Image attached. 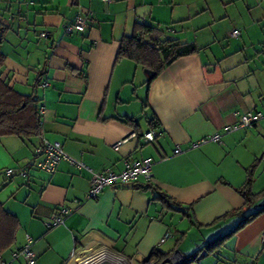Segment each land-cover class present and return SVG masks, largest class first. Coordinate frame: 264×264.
Masks as SVG:
<instances>
[{
    "label": "crops",
    "instance_id": "obj_1",
    "mask_svg": "<svg viewBox=\"0 0 264 264\" xmlns=\"http://www.w3.org/2000/svg\"><path fill=\"white\" fill-rule=\"evenodd\" d=\"M78 16L86 20L84 30L66 34ZM215 20L209 0H0L3 79L38 97L44 109L40 136L0 138V201L20 221L17 244L0 264H27L19 255L27 237L36 264H90L93 258L145 264L157 262L156 254H180L183 261L201 249L192 264H264V213L219 251L204 250L264 207L262 200L244 215L224 217L244 208L239 189L249 170L253 192L264 190V117L251 128L225 132L238 114L264 115V50L255 49L257 38L240 39V31L238 38L229 31L233 42L218 45L208 31ZM142 23L196 45L198 52L148 83L141 65L117 60L122 41ZM254 24L236 27L249 35ZM42 32L52 36L42 39ZM151 131L160 135L147 143L144 135ZM214 135L220 142L195 146ZM44 140L61 143L85 168L63 160L52 175L39 170L34 151ZM177 148L181 154L174 153ZM144 160L153 164L151 184L179 209L140 188L148 184L144 179L88 199L91 171L119 174ZM24 167L28 177L6 175ZM54 216L64 222L48 228ZM98 243L106 247L102 252L77 261L83 247Z\"/></svg>",
    "mask_w": 264,
    "mask_h": 264
},
{
    "label": "trees",
    "instance_id": "obj_2",
    "mask_svg": "<svg viewBox=\"0 0 264 264\" xmlns=\"http://www.w3.org/2000/svg\"><path fill=\"white\" fill-rule=\"evenodd\" d=\"M198 52V47L194 44H184L179 40L167 38L163 30L148 24H137L133 36L125 38L120 46L117 60L128 59L141 65L148 74V83L155 80L166 67L173 64L178 59ZM6 56L0 51V138L16 136L23 140H31L41 135L42 115L40 114L41 100L35 95H23L9 85L3 79L2 68L4 67ZM255 168V167H254ZM254 169L249 170L248 178L244 186L239 189V193L244 199V208L240 212H233L224 217L237 214H246L258 202L264 200V190L254 193L252 185L254 181ZM138 183H135L137 186ZM143 190H150L155 194V199L162 201L170 208L179 209L181 206L172 198L155 188L151 182L147 186L140 187ZM264 213V207L256 213L243 216L239 225L233 232L226 234L210 242L204 250L209 253L219 251L225 242L234 232L243 228L253 218ZM20 230V221L16 215L5 208L0 201V260L4 255L14 249L17 244V236ZM22 250V249H21ZM19 251V255L20 252ZM199 250L192 256L186 257L181 264H192L202 256ZM160 256L161 262L166 257Z\"/></svg>",
    "mask_w": 264,
    "mask_h": 264
},
{
    "label": "built area",
    "instance_id": "obj_3",
    "mask_svg": "<svg viewBox=\"0 0 264 264\" xmlns=\"http://www.w3.org/2000/svg\"><path fill=\"white\" fill-rule=\"evenodd\" d=\"M86 26V20L83 19L81 16H78L73 22L68 24L65 27V32L68 35L74 33V31L81 32L84 30ZM52 35L50 32H42L40 34V38L48 39ZM240 33L238 31H234L232 33V37L238 38ZM46 85H42L45 87ZM40 114H44V109H40ZM264 117L263 113L261 112H247L244 114H238V122L234 126L227 127L225 132H232L242 128H251L255 124H257L260 120ZM160 134L157 131H151L144 135V139L147 143L154 142L155 139ZM221 136L214 135L208 138L202 139L198 142L195 146L200 144H205L209 142H220ZM126 140L120 141L113 146L114 150H119L120 146ZM36 161L34 165L41 171L52 175L57 171L58 165L61 161L66 160L72 166L78 168H85V165L79 163L73 159H71L64 151V148L61 143L54 142L50 143L46 140L43 141L42 145L37 147L34 151ZM176 155L181 154L182 150L177 148L174 152ZM152 167L153 164L151 160H144L143 162L134 163L132 165L127 166V168L121 173H115L112 170H107L103 173H95L92 172V178L90 181V190L88 193V199L94 200L97 199L105 190V188H114L121 184H135L138 183L141 179H144L147 182H150L152 179ZM6 175L8 177H12L14 175H20L23 177L29 176V170L27 167L19 168V169H8L6 171ZM64 222L63 218L59 216H54L49 222L46 223L48 228L56 227ZM263 242H264V235H263ZM32 243L33 240L30 237H27V242L25 246L22 248L20 252V256L27 262V264H36V255L32 250ZM127 264H131L130 262ZM145 264H152L146 263Z\"/></svg>",
    "mask_w": 264,
    "mask_h": 264
},
{
    "label": "rangeland",
    "instance_id": "obj_4",
    "mask_svg": "<svg viewBox=\"0 0 264 264\" xmlns=\"http://www.w3.org/2000/svg\"><path fill=\"white\" fill-rule=\"evenodd\" d=\"M209 4L216 20L211 26V31L210 29L208 31L211 33L212 39L217 37L220 40L218 45L221 43L227 46L229 42H233L228 35L234 31H240V39L248 41V38H257L256 43L258 45L255 49L259 52L264 50V20L258 16L262 13L260 9L264 10V0H209ZM252 20H254L255 24L251 28V31L248 32L250 33V37L246 35L244 28L239 29L236 27H244L246 24L249 25ZM229 31L230 33H228ZM189 36L194 38L193 34ZM218 45H215L214 50H219L220 46ZM105 248L101 243L94 244L90 248L89 246L83 247L76 254V259L77 261L84 262L99 254Z\"/></svg>",
    "mask_w": 264,
    "mask_h": 264
},
{
    "label": "water",
    "instance_id": "obj_5",
    "mask_svg": "<svg viewBox=\"0 0 264 264\" xmlns=\"http://www.w3.org/2000/svg\"><path fill=\"white\" fill-rule=\"evenodd\" d=\"M140 118L136 120V122H139ZM180 257V258H179ZM183 257L178 254L177 256H173L171 258L165 259L161 262V259H159L157 262H154L152 258L147 259L146 263H152V264H181Z\"/></svg>",
    "mask_w": 264,
    "mask_h": 264
},
{
    "label": "bare ground",
    "instance_id": "obj_6",
    "mask_svg": "<svg viewBox=\"0 0 264 264\" xmlns=\"http://www.w3.org/2000/svg\"><path fill=\"white\" fill-rule=\"evenodd\" d=\"M119 262H115V264H127L126 261L117 258ZM90 264H102L103 261L100 258H93L92 261L89 262Z\"/></svg>",
    "mask_w": 264,
    "mask_h": 264
}]
</instances>
